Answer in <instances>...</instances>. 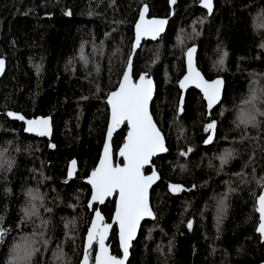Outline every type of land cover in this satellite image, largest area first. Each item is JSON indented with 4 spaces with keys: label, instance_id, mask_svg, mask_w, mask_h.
Segmentation results:
<instances>
[{
    "label": "trees",
    "instance_id": "trees-1",
    "mask_svg": "<svg viewBox=\"0 0 264 264\" xmlns=\"http://www.w3.org/2000/svg\"><path fill=\"white\" fill-rule=\"evenodd\" d=\"M200 1L176 0L172 6L171 0H0V58L7 61L0 80V151L14 161L11 170L0 169V216L11 230L0 244V264H7L14 243L40 225L38 218L21 223L30 188L44 195L41 216L51 221L45 237L50 243L36 264H60L53 257L58 246L70 264H80L94 212L87 207L91 189L83 179L100 158L109 121L107 93L117 88L133 53L135 24L145 4L151 17H165L169 25L159 40L143 42L133 69L135 77L147 73L156 81L152 112L168 153L154 159L161 175L151 197L156 219L142 226L129 264H264L256 210L264 194L257 183L264 177V127L245 130L234 123L253 80L264 85V28L258 19L264 0H214L210 17ZM192 46L199 49L198 66L206 78L221 77L226 84L209 117L196 89L187 92L184 112L178 111V83ZM225 51L224 66L214 67ZM8 111L28 119L51 117L55 147L27 134ZM212 121L214 142L205 146L210 135L205 125ZM127 130L124 125L114 137L115 156ZM189 148L190 154L180 155ZM225 150L235 158L221 168ZM73 160L78 171L70 179ZM171 184L185 190L174 193ZM225 194L227 211L218 232L217 209ZM101 210L110 222L115 200ZM69 221L75 224L65 228ZM110 243L120 256L116 227Z\"/></svg>",
    "mask_w": 264,
    "mask_h": 264
},
{
    "label": "snow or ice",
    "instance_id": "snow-or-ice-1",
    "mask_svg": "<svg viewBox=\"0 0 264 264\" xmlns=\"http://www.w3.org/2000/svg\"><path fill=\"white\" fill-rule=\"evenodd\" d=\"M174 5L176 0H171ZM201 6L207 10V15L210 17L214 11V0H201ZM149 8L145 4L140 13L139 23L135 25V45L134 48L140 46L143 37L147 36L151 39H156L164 30L168 21L166 19L146 20L145 16ZM71 15V12H67ZM261 21L260 27L264 28V13L258 17ZM200 23L206 21L201 19ZM198 34V33H197ZM182 43V41H181ZM261 48H264V43H261ZM197 49L192 47L187 50V74L180 81V88L187 90L190 86H194L203 93V99L207 102V111L211 114L215 105L219 104L222 96L224 81L216 79L209 81L205 79L201 71L196 67L194 54ZM130 54L129 59L125 62V70L122 73V79L118 82L117 88L107 93L106 103L110 106V124L107 128V142L104 145L103 158L100 160L99 168L95 169L87 183L91 185V203L87 205L92 209L95 203L104 204L109 197L117 196L118 202L115 206V224L119 226V243L123 250V257L118 258L112 255L106 240L112 228V224L105 223L104 217L99 211H95V220L91 221V227L87 232V246L83 253L81 264H127L130 255L132 241L135 239L137 230L141 221L146 217L156 219L155 212L150 204V190L153 184L161 179L160 174L153 170V157L161 153L168 152L166 147L165 136L163 131L157 126L153 118V112L150 110L154 97V82L149 78L148 74L139 75L138 81L133 78V62ZM228 53L223 52L221 58L214 64L222 68L225 63V58ZM80 59L85 65L88 64V59L84 55L81 48ZM71 63V61L69 62ZM37 73L41 71V66H36ZM5 71V60L0 59V75ZM99 72V66H97ZM253 85L249 87V94L243 100L237 118L234 121L237 128L259 129L264 127V85L259 81L253 80ZM101 91L97 86V92ZM183 98L180 100L178 108L179 113H183ZM223 115V113H220ZM7 116L23 121L26 125V131L40 137H50L51 117L26 119L25 116L9 111ZM127 124V140L119 149V155L123 158V166L115 165L112 159L111 142L113 133L121 126ZM217 129V122L212 121L205 125V131L210 133L206 143H212ZM247 139V137H244ZM257 139H259L257 137ZM54 148L55 145L53 144ZM193 151L192 148L186 152H180L181 156H187ZM235 158V153L231 150H225L220 156L221 168L230 160ZM72 168H76V161L71 162ZM14 165L12 159L6 158V150L0 151V169L11 170ZM146 165H153L149 169L151 174L147 175L144 172ZM184 170L185 166L180 165ZM254 171V170H253ZM69 177L72 172L68 173ZM242 175V174H241ZM257 183L264 188V177L257 180ZM170 190L174 193L184 191L182 185L171 184ZM190 190V189H189ZM232 189H229L231 192ZM28 202L22 209L24 222H34V218L40 219L38 229H34L31 236L22 239V242L14 243L11 252L7 259V264H36V256L41 253L42 249H47L50 241L46 239L47 228L51 223L50 220L44 219L41 216L40 208L44 207L45 197L36 189H28ZM259 225L257 231L261 237V242H264V195L258 197ZM48 213L53 211L52 208H46ZM227 211V194L219 201L217 209V231L220 230V225L224 214ZM4 217L0 216V244L5 242L6 236L11 231L3 227ZM75 221L65 223V228L73 226ZM191 230L192 222L187 225ZM98 245L99 251L93 255L94 246ZM54 260L60 264H70L65 256L62 248L57 247L53 253Z\"/></svg>",
    "mask_w": 264,
    "mask_h": 264
},
{
    "label": "water",
    "instance_id": "water-1",
    "mask_svg": "<svg viewBox=\"0 0 264 264\" xmlns=\"http://www.w3.org/2000/svg\"><path fill=\"white\" fill-rule=\"evenodd\" d=\"M147 6H148V5H147ZM172 6H173V4H172ZM199 6H200L202 9H204L205 11H207L205 8H203V7L201 6V1H200V3H199ZM148 8H149V6H148ZM214 9H215V2H214ZM142 10H143V7L141 8V10H140V12H139V16H138V19H137V21H136V24L139 23V17H140V13L142 12ZM145 19H146V20H152V19H166V20L168 21V19L165 18V17H155V16H154V17H151V16H150V9H149L148 13L146 14ZM136 24H135V25H136ZM168 25H169V22H168L167 25L165 26V30H164V31H163V32H162V33H161L156 39H151V38H149V37H147V36L143 37L142 40H141L140 46H139L138 48H134V45H135V30H134V42H133V51H134V53H136V52L141 48V46H142V44H143L144 41H157V40H159L160 37L163 36V35L166 33V31H167V29H168ZM192 47H195V48L197 49L196 53L194 54V59H195L196 67L201 71V73H202V75L205 77V79H207L206 76L204 75V73L202 72V70H201V69L199 68V66H198V51H199V49H198L197 46H192ZM192 47H190V48H192ZM190 48H189V49H190ZM186 53H187V51H186ZM186 53H185V73H184V75L182 76V78L179 80V83H178V87H179V90H180V92H181L180 100H181V98H183V101H184L183 108H184V106H185V99H186L187 92H188L190 89H196L197 91L200 92V94H201L202 97H203V93H202L199 89L195 88L194 86H190L187 90H184V89H181V88H180V81H181V80L183 79V77L187 74V55H186ZM134 55H135V54H134ZM133 57H134V56H132V62H133ZM0 59H3V58H0ZM4 60H5V59H4ZM6 69H7V61L5 60V71H4V74H5V72H6ZM4 74H3V75H0V80L2 79V77L4 76ZM142 74H145V73H142ZM148 76H149V78L152 79L153 82H154V89H155V90H154V97H153V101H154V99H155V95H156V91H157V85H156V81H155V79H154L153 77H151L149 74H148ZM133 78H134V80H136V81H138V78H139V76H138V77H135V75H134V69H133ZM121 79H122V78H121ZM216 79H222V80L224 81L223 89H222V96H221V101H220V103H221L222 100H223V97H224V92H225V87H226L225 80H224L223 78H221V77H216V78H214V79H211V80L207 79V80H209V81L211 82V81L216 80ZM106 100H107V99H106ZM180 100H179V105H180ZM153 101H152V103H153ZM204 101H205V103H206V105H207L206 100H204ZM220 103H219V104H220ZM219 104L215 105V106L213 107L212 111H213V110H214ZM108 108H109V121H108V126H109V124H110V106H108ZM206 109H207V106H206ZM150 110L152 111V104L150 105ZM8 112H9V111H8ZM183 112H184V111H183ZM16 113H17V112H16ZM211 113H212V112H211ZM6 114H7V113H6ZM17 114H21V113H17ZM21 115H22V114H21ZM210 115H211V114H209L208 111H207V116L209 117ZM23 116H24V115H23ZM25 118H26V117H25ZM39 118H40V117H39ZM44 118H48V117H44ZM153 118H154V120H155V122H156V119H155L154 115H153ZM11 119H12V118H11ZM26 119H28V118H26ZM32 119H36V118H32ZM12 120H15V119H12ZM16 121H19L20 123H23V124H24V129H25V132H26L27 134H29V135H35V134H33V133H29V132L26 131L27 125H26L23 121H20V120H16ZM156 123H157V122H156ZM125 125H127V124H125ZM108 126H107V128H108ZM123 126H124V125H123ZM123 126H121V127L118 128L116 131H114V133H113V138H112V142H111V150H112V159H113V163H114L115 165H120V166H123L124 161H123V158L120 157V155H119V149H120V148L123 146V144L126 142V140H127V134H126V137H125L124 143H123L122 146L118 149V151H117V153H116V156H115V151H114L113 140H114V137H115L116 133H117V132H118ZM157 126L159 127L158 124H157ZM51 128H52L51 136H50V137H44V138H46L48 141H50V147L52 146V137H53V121H52V118H51ZM159 128H160V127H159ZM106 133H107V131H106ZM163 134H164V133H163ZM35 136H36V135H35ZM164 136H165V135H164ZM38 137H40V136H38ZM106 142H107V137L105 136V140H104V144H103L102 151H101V154H100V158H99V160H98V163H97L96 167H95V168L89 173V175H88L86 178L83 179V182L86 183V184L90 187V189H91V185H89V184L87 183V179L90 178L91 173H92L95 169L99 168V166H100V160L103 158V150H104V145H105ZM165 142H166V147L168 148L166 137H165ZM213 142H214V139H213ZM213 142H212V143H213ZM212 143L209 144V143H206V141H205L204 145H205V146H208V145H211ZM167 153H168V152H166V153H161V154H159L158 156L153 157V161H154V159L158 158L159 156L165 155V154H167ZM148 168H153V165H146V166H145V169H144L145 174L150 175L151 172L146 173V169H148ZM153 170H155V171H157V172L159 173V171H158L155 167H154ZM77 171H78V163H77V161H76V168H75V169L72 168V164L70 163V164H69V172H72V176L70 177V179H75V178H76V176H77ZM159 174H160V173H159ZM160 177H161V175H160ZM159 182H160V179H159L155 184H153L152 189L150 190V204H151L152 209H153L152 202H151L152 193H153L154 189L156 188V186L158 185ZM263 195H264V194H263ZM109 199H110V200L114 199V200H115V206H116V203L118 202V197H117V196H113V197H109V198L105 201L104 204H99V203L97 202V203H95V204L93 205V208H92V209H90V208H89V209L92 210V211H94V210H95V211H99V212L101 213V215L104 217V220H105V216H104V214L102 213L101 208L106 204V202H107ZM89 203H91V198H90V197H89L88 204H89ZM93 209H94V210H93ZM95 211L93 212V217H92V220H91V221L95 220ZM153 211H154V209H153ZM154 212H155V211H154ZM155 215H156V213H155ZM154 220H155V219H152V218L146 217L144 220L141 221V224H140V226H139V228H138V230H137L136 237H135V239L132 241V246H131V248H130V250H129L130 255H129V257H128L127 264H129V262H130V260H131V258H132V248H133V245H134L135 241H136V240L138 239V237H139V234H140V231H141V229H142V226L144 225L145 222H147V221H154ZM114 221H115V210H114V213H113V216H112L111 221H110V222H106V220H105V223L112 224V228H111V230H110V232H109V236H108V238H107V240H106V244L109 246L111 254H112V255H115V254H113V251H112V245H111V243H110V237H111V234H112V232H113V228L116 227V230H117V238H118V245H119V249H120L121 255H120V256L115 255V256H117L118 258H122V257H123V250L120 248V243H119V226H118V224H115ZM90 227H91V223H90V226H89L88 230L90 229ZM88 230H87V232H88ZM86 246H87V233H86V235H85L84 251H85ZM95 247H96V248H95V250H96V251H95V254H96V253H98L99 248H98V245H95ZM82 259H83V257H82ZM82 259H81V261H80V264H81V262H82Z\"/></svg>",
    "mask_w": 264,
    "mask_h": 264
}]
</instances>
